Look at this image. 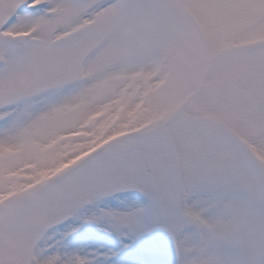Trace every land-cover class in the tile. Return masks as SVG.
I'll return each mask as SVG.
<instances>
[{"label": "snow or ice", "instance_id": "1", "mask_svg": "<svg viewBox=\"0 0 264 264\" xmlns=\"http://www.w3.org/2000/svg\"><path fill=\"white\" fill-rule=\"evenodd\" d=\"M0 264H264V0H0Z\"/></svg>", "mask_w": 264, "mask_h": 264}, {"label": "rangeland", "instance_id": "2", "mask_svg": "<svg viewBox=\"0 0 264 264\" xmlns=\"http://www.w3.org/2000/svg\"><path fill=\"white\" fill-rule=\"evenodd\" d=\"M121 198H124V197H120V199H121ZM117 202H118V200H117L116 198H112V199H110V200L107 202V204H108V206H109V204L115 206V205L117 204ZM119 204H120V203H119ZM120 205H121V204H120ZM104 206H105L104 204H101V205H100V207H104ZM120 207H123V205H121ZM93 230H95V226L84 225L81 231H82V233H87V232H89V231H93ZM76 236H78V237L80 238L81 233L76 234ZM166 258L169 259V260L173 258V253H172V251H171L170 249L168 250V253H167V257H166Z\"/></svg>", "mask_w": 264, "mask_h": 264}, {"label": "bare ground", "instance_id": "3", "mask_svg": "<svg viewBox=\"0 0 264 264\" xmlns=\"http://www.w3.org/2000/svg\"><path fill=\"white\" fill-rule=\"evenodd\" d=\"M121 199H124V198H121ZM121 205L119 204V202H117V204L115 206L109 204V207L113 208V209H116V210H124V206L123 207H120ZM77 239H79L78 236H76ZM83 246L85 247H89L90 250H95V247L97 246L96 243H92L90 244L89 242L85 241Z\"/></svg>", "mask_w": 264, "mask_h": 264}]
</instances>
